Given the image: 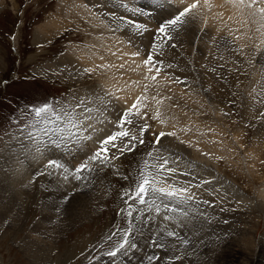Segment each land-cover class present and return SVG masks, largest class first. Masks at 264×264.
<instances>
[{
    "label": "bare ground",
    "instance_id": "1",
    "mask_svg": "<svg viewBox=\"0 0 264 264\" xmlns=\"http://www.w3.org/2000/svg\"><path fill=\"white\" fill-rule=\"evenodd\" d=\"M249 2L250 0H165L167 11L164 14L169 18L175 15L177 10L190 7L192 4H196L197 7L191 10L187 25L178 33L173 34L174 41L169 42V45L174 42L177 47H166L163 56L166 67L157 75L155 69L149 72V66L144 64L150 52L153 35L160 24L161 10L158 5L152 4V0H64V4L68 5H64L66 6L65 14L57 15L55 13V15H51L44 24L45 27L38 29L35 43L39 44L40 35L41 38L52 29L68 27L69 25L78 26V30L86 34L84 37L85 42L82 44L75 42L73 49L62 55L57 61L47 64L46 69L62 73L60 77L75 82L76 80L81 82L83 78L86 80L95 78L97 83L93 82V84L85 85L89 87L80 91L79 95L81 97L88 95L100 96L109 103L100 105L101 110L97 120L103 122L89 121L97 129L93 133V138L80 143L78 146L73 144V151H64L51 146L45 147L43 144H38V147L35 145L36 148L26 146L25 149H19L18 144L15 152L9 151L7 157L0 160V202H2L8 218H11L12 202L17 200L19 201L18 205L24 203L21 199L22 193L20 190H27L26 188L32 186V183L37 182V184L47 189L46 192L51 191L46 194L41 192L45 195L42 197L44 209L53 201L65 200L72 191V182H76V180L74 178L69 180L68 185L61 179H51L52 181H47L45 178L40 179L42 173L47 169L45 163L48 164L50 160H58L67 169L66 172H74L77 167L95 154L100 146V141L113 132L120 130L117 127L120 117L140 98V116L134 118L132 125H126L127 128L135 130L145 124L151 125L153 126L151 132L154 139L160 133H165L166 135L161 138L162 145L159 148H161L160 152L166 148L167 151L161 152V155H172L181 158L179 164L181 171L191 164L192 170L190 173L193 169H196L195 172L200 170V179H217L215 184H205L201 187L198 192L196 191L198 194L199 191L204 190L205 198L213 203H223V201L227 203L230 200L239 201L244 207H254L257 210L256 212H259L261 218L264 219V187L259 189L258 197L249 201L245 192L243 193L238 185L234 183L237 179L234 181L224 172L222 176L225 180H220L217 176L219 171L215 170V167L213 169H210L212 168L210 167L208 168L210 170H208L206 166L210 165L218 152L217 146L211 143V136L220 138V133L223 132L224 134L228 133V135L232 134L231 136L238 146L243 149L246 148L245 154L240 157L242 167L246 166L252 176L255 173L251 170L255 168L264 173V166L259 163L264 160V117L263 120L261 119V128L256 126L260 112L263 110L260 105V98L264 94V17L256 8L254 10L246 7L245 5ZM260 4H264V0H258L256 6L260 7ZM173 5L174 7H172ZM62 7L63 5L60 4L58 10L63 11ZM135 8H141L143 11H133ZM253 13L256 14L253 15ZM125 20L141 23L146 26L148 31L140 34ZM81 33L78 32L80 35ZM226 41H231L232 47L226 46ZM167 65H172V67H167ZM220 65H223V67H220ZM209 68H216V71H209ZM244 73H253V79L245 92H243L244 87L242 84L247 81V77ZM153 76H156L155 80L152 79ZM232 86L234 89L231 95L226 92V89ZM233 91L241 95V101L237 104L240 105V113H242L243 119L242 124H239L235 131L231 130L237 121L234 119L235 117L229 116L232 108H235L236 105L234 104L235 94L233 95ZM70 101L76 102L73 99ZM158 108L167 109L169 117H159ZM148 110L152 111L151 115L154 121H151ZM205 124L207 126H204ZM246 124H249L252 129L254 127L261 129L258 133H255L253 144L250 147H248L250 129L244 126ZM194 125L197 129L198 126L204 129L205 134L198 136L191 131V128H195ZM211 128L214 130L212 131ZM216 128L219 129V134H213ZM187 130V134H181V132ZM208 131H212V133L209 135ZM167 133H175V135L170 136ZM145 134L143 139H145ZM23 141V139H15V142ZM188 145L193 146L192 150L189 149ZM157 148V146H153V150ZM218 153L225 157L228 155L225 150ZM117 154L120 156L117 149L109 150V156L114 157ZM228 156L224 159L229 163L230 158ZM145 157L141 156L139 159L142 160ZM181 163L184 164L183 167H181ZM215 164L216 162H214ZM119 167L120 172L121 162ZM228 170L231 171L230 168ZM262 175L263 179L264 174ZM54 177L56 176L54 175ZM176 178L179 181L192 180L191 175L182 176L177 174ZM47 179H49V176ZM231 180H233V183H229ZM197 182V180H192V183ZM220 185H223V188L219 192L214 193L210 190ZM209 196L214 197L210 200ZM100 199L102 200V197ZM87 202L89 203V201ZM85 204L80 202V207L73 210L74 222L83 220V216L87 212L89 214V211L85 209ZM2 209L0 208V211ZM57 209L51 210L55 211L52 213L53 215L60 210ZM44 213L43 221L48 219L46 217L47 213ZM61 215H65V212ZM161 217L157 223L151 221L152 223L148 227L144 226L139 229L138 251L127 253L128 256L123 257L124 261L119 264H147L150 262L148 256L155 255H152L150 251L151 239L164 236L169 231L173 233L180 232H176L174 222ZM161 229H164V231L161 232ZM187 233L190 232L187 231ZM175 245L177 246V244ZM256 245L255 241L251 264H264V241L259 242L260 250L258 253L255 249L257 248ZM212 256L214 258L216 255ZM187 261H190V259H187ZM113 263L115 262L111 261L106 264ZM185 263L190 264L189 262ZM191 264H193L192 260Z\"/></svg>",
    "mask_w": 264,
    "mask_h": 264
},
{
    "label": "rangeland",
    "instance_id": "2",
    "mask_svg": "<svg viewBox=\"0 0 264 264\" xmlns=\"http://www.w3.org/2000/svg\"><path fill=\"white\" fill-rule=\"evenodd\" d=\"M60 4L63 5V11L58 10ZM64 5L68 6L66 3L64 4V0H0V160L7 157L9 151L15 152L18 144L19 149H25L26 146H31V148L33 146V148H36L35 145L39 146L37 143L30 142V140L25 138L28 131L25 126L31 119L30 106L49 100L66 102L73 99L77 101L81 97L79 92L89 87L85 85L93 84V82L97 83L95 78L88 80L83 78L81 82L80 80L71 81L68 78L60 77L62 73L46 69L47 64L57 61L62 55L73 49L75 42L80 44L85 42L84 37L86 34L84 32L81 33L78 30V26L69 25L68 27L52 29L41 38V35L39 36V44L35 43L38 29L45 27L44 24H46L51 15L53 16L55 13L57 15L65 14L66 6ZM263 5L260 4V7H264ZM254 8L258 9L259 6H255L252 9ZM244 74L247 77V81L242 84L244 87L243 92H245L247 86H250L249 84L253 79V73ZM16 75H18L17 78H15ZM233 89V86L229 87L226 92L232 95ZM233 95L234 104L236 105L234 106L235 108H232L229 116L235 117L234 119L237 122L232 126L231 131H235L238 125L243 122L242 113H240L241 108L237 104L241 101V95L236 91H233ZM263 95L260 98V105L264 110ZM158 112L159 117H169L167 109L158 108ZM148 113L151 115L152 111L148 110ZM150 118L151 121H154L152 115ZM258 119L263 120V117L260 118L259 116ZM258 119L256 126L261 128L260 123L262 120ZM206 124L209 125L208 123ZM206 124L204 126H207ZM192 125L191 127H193ZM150 126H148V131L145 134V143L139 144L137 143L138 140L135 142L136 151L120 153V156L117 154L118 159H110L105 163L87 160L89 167L93 170L92 172L84 171L80 173L82 178L79 180L73 175L75 171L68 173L63 170L65 168L54 171V169L47 167L46 171L41 176L39 175L40 179L45 178L47 181L61 179L63 182L65 181V184H68L69 180L73 178L76 180V182H72V193L70 192V195L68 194L65 200L60 202L53 201L44 209L42 197L51 191L46 192L47 189L36 182L32 183V186L28 185L27 190H20L22 193L21 199L24 203L22 202L18 205L19 201L15 200V202H12L10 219L5 213L2 202H0V208H3L0 211V264H101V262L106 264L111 261L115 262L113 264H119L124 261L128 254L138 251L137 240L139 231H134L129 239L130 242L137 245L135 249L129 248L128 254L118 253L116 257L104 255V253L114 250L122 239L119 233L113 236L112 239H108L115 231L116 225H120L121 228L127 227L125 217L118 215V211L123 207L121 191L131 183V176L129 175L131 166L134 162L140 160L139 157L147 156V153L153 150V146L159 148L162 145L161 142L160 145L155 144V139L151 132L153 126L151 128ZM244 126L250 129L251 137L248 134V147H250L253 144L255 133H258L261 129L254 127V129L256 128L254 130L249 124ZM190 130L198 136L205 134L204 129L199 128V126L198 129L195 127ZM211 130L213 131L214 129L211 128ZM128 131L132 135L137 136V138L140 136V128L135 130L128 128ZM212 131H208V134L210 135ZM187 132L188 130L181 132V134H187ZM218 132L219 129L216 128L213 134H219L220 132ZM222 133H220L221 139L217 136H211V143L217 146L218 152L222 150H225L226 153L228 152L229 156H227L230 158V162L228 163L224 159L227 156L225 157L217 152L210 165L203 163L207 166V169L215 167V170L219 171L217 176H219L220 180H225L222 176L224 172L234 181L237 179L238 181L236 180L237 182L235 181L234 183L238 185L243 193L245 192L249 201L253 200L258 197L259 189L264 187V183L262 184L264 182L262 174L264 173L255 168L251 170L255 173L252 176L246 166L242 167L240 157H243L246 148L243 149L238 146L231 136L232 134L223 133L225 137ZM15 139H23L24 141L15 142ZM126 140L127 138H125ZM219 144L223 146L220 147ZM188 147L191 149L193 146L188 145ZM165 151H167V148L161 150L163 153ZM119 161L121 162L120 172ZM214 162H216L215 165ZM259 163L264 166V160ZM45 164L46 166L48 165L47 162ZM183 165L181 163V167ZM169 166L171 167V165ZM185 168H188L189 172L192 170V167ZM195 170L193 169L192 174L197 177L195 180L199 181L200 170L199 172H195ZM71 174L72 176L70 177ZM48 176L49 179H47ZM124 177H128V179L126 180ZM211 180L214 184L217 182L216 178ZM233 180L229 181V183H233ZM199 189L201 188L192 189L194 200L208 201L209 203L197 205L195 202H190L187 206L177 205L180 210L170 213L174 218L171 221L174 222L173 225L176 232L180 231L176 233L177 236L183 238L179 239L176 236L167 237L164 235V241L167 245L166 249L153 245V240L151 239L150 251L152 255H155L150 256H158L159 259L149 260L151 263L147 262L149 264H187L185 262L191 264L192 260L193 264H251L254 242L256 241L257 248L255 249L258 253L260 250L259 242L264 241V219L261 218L260 213L256 212L257 210L254 207H244L239 201L236 202L235 200L227 201V203L224 201L223 203L210 202L205 198L204 190L199 191V194L197 193ZM40 195L41 197H39ZM101 197L102 200L100 199ZM213 197H210V200ZM80 202L88 203L85 204V209L89 211V214L87 212L88 215H84L83 220L74 222L73 210L80 207ZM56 208L60 210L57 209L58 211L56 212L58 213L53 215L52 213L55 211L51 210ZM43 211L47 213L46 217L48 219L45 221H43V215L45 214ZM63 212H65V215H61ZM164 213L163 211L159 215L154 212L144 213L139 219L134 214L133 224L138 230L144 226L148 227L152 222L157 223ZM184 213H187V215H184ZM149 215L155 216L156 220H148ZM164 216L165 214L162 217ZM233 226L234 228H232ZM223 227L229 228L224 229ZM187 231L190 233L188 234ZM229 231L231 232L228 233ZM155 239L158 242L157 244H159L160 237H155ZM184 240H187L188 243L185 244ZM212 255L216 256L213 258ZM176 257H179V259H176ZM187 259H190V261H187Z\"/></svg>",
    "mask_w": 264,
    "mask_h": 264
},
{
    "label": "snow or ice",
    "instance_id": "3",
    "mask_svg": "<svg viewBox=\"0 0 264 264\" xmlns=\"http://www.w3.org/2000/svg\"><path fill=\"white\" fill-rule=\"evenodd\" d=\"M258 0H250L245 6L253 8L257 5ZM153 5H158L160 11V24L158 29L153 35V42L150 46V52L147 59L144 61L145 66H149L148 70L151 72L155 69L157 75L166 67L164 64L163 56L166 47H177L173 42L169 45V42L174 41V33H178L183 27L187 25L188 18H190L191 10L197 7L196 4H192L190 7H186L182 10H177L176 14L167 17L164 13L165 0H152ZM174 7V5L172 6ZM133 11L141 12L143 9L135 8ZM257 11L264 17V7H259ZM256 13H253L255 15ZM124 19V18H121ZM142 34L148 31L145 25L133 22L132 20H125ZM226 46L232 47L231 41H226ZM159 57V58H158ZM223 59V57H221ZM172 67V65H167ZM223 67V65H220ZM88 71V70H85ZM209 71H216V68H209ZM153 80L156 76L152 77ZM183 82V81H177ZM109 102L100 96L88 95L86 97H80L75 103L71 101L61 102L59 100H49L32 105L29 108L31 119L28 121L26 139L37 144H43L45 147H55L64 151H73L72 145L77 146L93 138V133L97 131L92 123L89 121L97 120L100 113V105H107ZM106 110V108H105ZM141 113V100L140 98L132 105L130 109L124 111L119 119L117 127L119 131L113 132L110 136L106 137L99 142L100 146L95 154L89 157L91 161H100L105 163L110 159H118V156L110 157L109 150L117 149L121 154L124 152L136 151V143L144 144L143 139L145 132L148 131V125L140 127V137L132 135L126 125H132L134 118L139 117ZM261 117H264V111L260 113ZM97 122H103L97 120ZM23 130V129H22ZM87 133V134H86ZM165 133H160L156 139L155 144L160 145L161 138ZM167 135L174 136L175 133H167ZM125 138L127 140L125 141ZM181 158L172 155L164 156L160 154V149L149 151L147 156L139 161L134 162L131 166L129 175L131 176V183L122 189L121 199L123 200V207L118 211V215H123L127 227L121 228L120 225H116L115 231L108 239H112L117 233L122 237L119 244L114 250L104 253V255L110 257H116L118 253L127 254L129 248L135 249L137 245L130 242V237L133 232L140 231L135 228L133 224V216L136 214V218L139 219L144 213H155L159 215L161 211L165 212L164 219H174L170 213L179 211L177 205H189L190 202H195L197 205L200 203L207 204L208 201H195L192 194L193 188H201L205 184L212 185L213 181L210 179H200L197 183H192L196 177L190 173L188 168L181 171L179 164ZM171 164V167L169 166ZM192 165L189 164V168ZM52 169H62L64 165L58 160H50L46 166ZM67 171V169H64ZM92 169L88 165L86 160L75 170V178L81 179L80 173ZM177 174L182 176L192 175V180L179 181L177 180ZM128 179V177H124ZM223 188V185L219 187H213L210 190L212 192H219ZM226 195V193H225ZM187 215V213H184ZM155 216L149 215L148 220H154ZM161 232L164 229L160 230ZM159 235V233H157ZM167 237L176 236V233L166 232L164 234ZM185 244L187 240L183 241ZM153 245H156L162 249H166L167 245L164 241V236H160V242L157 244L156 239L152 241ZM159 257H149V260H158ZM179 259V257H176Z\"/></svg>",
    "mask_w": 264,
    "mask_h": 264
}]
</instances>
